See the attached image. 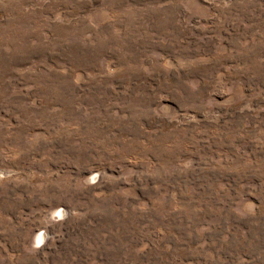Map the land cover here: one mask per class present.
<instances>
[{"label":"rangeland","instance_id":"1","mask_svg":"<svg viewBox=\"0 0 264 264\" xmlns=\"http://www.w3.org/2000/svg\"><path fill=\"white\" fill-rule=\"evenodd\" d=\"M263 163L264 0H0V264H264Z\"/></svg>","mask_w":264,"mask_h":264},{"label":"bare ground","instance_id":"2","mask_svg":"<svg viewBox=\"0 0 264 264\" xmlns=\"http://www.w3.org/2000/svg\"><path fill=\"white\" fill-rule=\"evenodd\" d=\"M229 104V103H228ZM240 161V160H239ZM264 164V163H263ZM172 170V169H171ZM168 193V192H167ZM173 197V196H172ZM175 200V199H174ZM41 238V237H40Z\"/></svg>","mask_w":264,"mask_h":264}]
</instances>
